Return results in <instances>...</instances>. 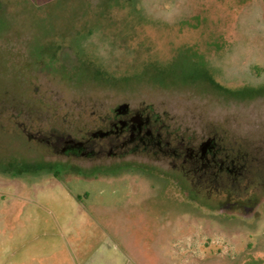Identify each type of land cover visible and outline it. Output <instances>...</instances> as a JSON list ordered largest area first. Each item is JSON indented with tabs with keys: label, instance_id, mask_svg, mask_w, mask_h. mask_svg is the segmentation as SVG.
I'll return each instance as SVG.
<instances>
[{
	"label": "rangeland",
	"instance_id": "1",
	"mask_svg": "<svg viewBox=\"0 0 264 264\" xmlns=\"http://www.w3.org/2000/svg\"><path fill=\"white\" fill-rule=\"evenodd\" d=\"M36 23L42 59L19 90L9 54H34L18 29ZM0 50V163L16 172L0 173V264H264V0H0ZM124 103L158 141L221 138L244 176L198 184L114 146L86 161L28 138L88 136L81 113Z\"/></svg>",
	"mask_w": 264,
	"mask_h": 264
},
{
	"label": "flooded vegetation",
	"instance_id": "2",
	"mask_svg": "<svg viewBox=\"0 0 264 264\" xmlns=\"http://www.w3.org/2000/svg\"><path fill=\"white\" fill-rule=\"evenodd\" d=\"M41 29L48 32L47 27H40L37 23L29 28L26 27L23 29L21 27L18 29V32L20 31L21 33L20 35L25 36V49L34 52V54L31 53L28 56L24 54H9L11 55L13 64L9 65V69H5L8 74L7 76H12L14 79H17L19 90H22L23 86L24 88L27 87L26 85L31 83L30 79L33 81L34 73H37L36 70L34 71V68L37 66L34 58L39 57L42 59V55H39L37 51L44 46L43 43L40 44L37 42V35ZM66 29L68 28L65 27L62 31ZM39 44L41 45L40 47L38 46ZM7 57L8 54L0 50L1 64H3L2 59L3 62H5ZM15 64L19 65V67L23 66L25 72L23 73L21 69H19V71L16 70L14 67ZM49 69L51 68L49 67L47 71H49ZM55 72L57 71H49L44 77L48 80V75L52 76L51 74ZM188 79L203 80L206 78L204 76H194ZM206 80L209 81L210 84H215V82L210 79ZM48 81L50 82V80ZM7 85L8 84H6V86ZM222 87L223 86L218 89L221 93L218 92L215 96L222 99L223 104H226L228 99L224 98L226 94L223 90V88L226 87ZM51 91H53L52 88ZM229 93L236 94L237 92L230 91ZM215 96L212 95L210 99H214ZM231 97L242 100L240 95ZM150 114L151 113L146 111L143 107H141V109L133 108L130 104L124 103L115 108L110 115H103L102 113H95L94 115H90V113H81L83 117L82 123L88 127H92L91 133H89L88 136L86 134L76 138L75 136L57 132L52 133L49 137L45 135H40L38 137L28 135V138L30 141L35 142V144L44 146L54 152H59V154L65 155L67 158H81L86 161L100 160L102 158L101 155L104 151L95 150V147L99 146L103 148L106 146H114L111 150V152H113L111 156L116 157L118 160L135 159V157L143 158V156H145L144 158H152L157 162H169L174 171H178L182 176L192 181L198 180V184L203 183L204 180L208 178L211 180L210 182H215V184L222 186L228 184L227 178L235 177V180H238L240 177L244 176L247 160L244 158L242 161L239 156L230 158L229 149L225 144H221V138L211 135L207 136L205 140L189 137L184 139V137L179 138L181 131L175 129V131L167 133L166 139L158 141L156 136H158L160 132L155 134L151 130L152 128L149 122ZM90 123L92 124L91 126ZM165 127L167 131L171 130L168 124ZM18 129L20 130L19 127ZM20 134L22 133L20 132ZM217 139H219V142ZM140 142L141 144H139ZM141 147H143L144 154L140 151ZM223 208L234 211L237 209L233 206H223L222 210H224ZM247 208H249L248 210L252 209L250 206ZM247 208L245 209L247 210ZM240 209L242 210L244 208Z\"/></svg>",
	"mask_w": 264,
	"mask_h": 264
},
{
	"label": "trees",
	"instance_id": "3",
	"mask_svg": "<svg viewBox=\"0 0 264 264\" xmlns=\"http://www.w3.org/2000/svg\"><path fill=\"white\" fill-rule=\"evenodd\" d=\"M13 164H15V161L9 162L6 167L2 168L1 163H0V169H1L0 173H3L4 175H12V176L15 175L16 176V172H15ZM9 166H11V167H9Z\"/></svg>",
	"mask_w": 264,
	"mask_h": 264
}]
</instances>
